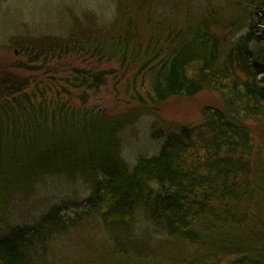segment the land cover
<instances>
[{
    "label": "trees",
    "instance_id": "trees-1",
    "mask_svg": "<svg viewBox=\"0 0 264 264\" xmlns=\"http://www.w3.org/2000/svg\"><path fill=\"white\" fill-rule=\"evenodd\" d=\"M136 1L89 32L12 36L22 58L0 70V264H42L54 236L86 214L107 236L95 259L74 264H264V221L250 219L247 124L264 119V0L237 2L236 19L204 11L182 26ZM73 55L90 65L62 63ZM109 84L122 111L86 106ZM203 89L221 106L169 131L156 153L124 161L119 135L128 124L170 96ZM46 175L82 176L88 194L30 222H3L7 206Z\"/></svg>",
    "mask_w": 264,
    "mask_h": 264
},
{
    "label": "rangeland",
    "instance_id": "rangeland-1",
    "mask_svg": "<svg viewBox=\"0 0 264 264\" xmlns=\"http://www.w3.org/2000/svg\"><path fill=\"white\" fill-rule=\"evenodd\" d=\"M135 0H0V70L12 67L22 58L14 49L12 36L39 41L43 37L64 34L66 31H91L112 21L113 14L120 8H129ZM150 14H171L178 25L192 20L201 12L217 10L222 18L239 17L241 11L237 2L245 0H137ZM136 1V2H137ZM247 2V1H246ZM188 20V21H189ZM244 30V29H243ZM243 30H239L242 32ZM65 31V32H63ZM90 59H77L74 55L63 58L62 63L73 62L89 66ZM59 66V64H57ZM50 65L51 69H56ZM61 67V66H59ZM49 67V68H50ZM56 72V71H54ZM61 74V72H59ZM49 74L37 71L36 77L47 81ZM89 93L86 106L105 109L115 114L125 107L122 96H114L105 90ZM79 100L77 101V103ZM206 105L221 106L220 96L211 89H203L191 96L174 95L158 104L150 113H143L128 124L119 135L120 156L128 164L138 156L156 153L166 134L181 125H195L202 121V108ZM99 109V108H98ZM252 135V172L254 201L250 207V219L264 221V119L247 120ZM89 191V182L82 176L46 175L27 188L25 196L14 199L7 206L2 221L11 223L30 222L45 212L52 204H66L71 207L84 199ZM253 214V215H252ZM260 223V222H259ZM261 228L262 225H261ZM102 223L96 216L86 214L76 226L61 235L54 236L41 254L42 264H74L95 259L106 237ZM154 244V243H153ZM185 248V246H184ZM150 254L151 247L149 246ZM186 250V248H185ZM174 251L170 252V255ZM158 256L165 253L157 252ZM162 258H165L162 257ZM165 259H161L162 262Z\"/></svg>",
    "mask_w": 264,
    "mask_h": 264
}]
</instances>
